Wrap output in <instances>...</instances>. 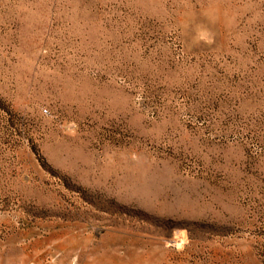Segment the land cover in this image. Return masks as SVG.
Masks as SVG:
<instances>
[{
    "label": "rangeland",
    "instance_id": "rangeland-1",
    "mask_svg": "<svg viewBox=\"0 0 264 264\" xmlns=\"http://www.w3.org/2000/svg\"><path fill=\"white\" fill-rule=\"evenodd\" d=\"M0 264H264V0H0Z\"/></svg>",
    "mask_w": 264,
    "mask_h": 264
}]
</instances>
